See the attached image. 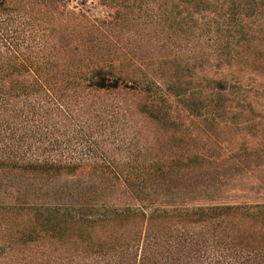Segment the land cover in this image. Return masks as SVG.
Returning <instances> with one entry per match:
<instances>
[{"label": "trees", "instance_id": "1", "mask_svg": "<svg viewBox=\"0 0 264 264\" xmlns=\"http://www.w3.org/2000/svg\"><path fill=\"white\" fill-rule=\"evenodd\" d=\"M0 0V264H264V0Z\"/></svg>", "mask_w": 264, "mask_h": 264}, {"label": "rangeland", "instance_id": "2", "mask_svg": "<svg viewBox=\"0 0 264 264\" xmlns=\"http://www.w3.org/2000/svg\"><path fill=\"white\" fill-rule=\"evenodd\" d=\"M54 9L60 11H86L90 13H102L108 9L103 6L102 0H63L62 4L53 6Z\"/></svg>", "mask_w": 264, "mask_h": 264}]
</instances>
